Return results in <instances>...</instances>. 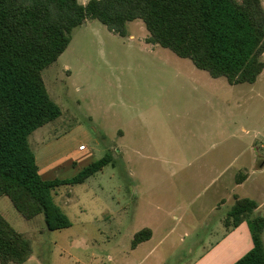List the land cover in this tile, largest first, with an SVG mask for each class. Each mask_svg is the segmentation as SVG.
<instances>
[{"label":"rangeland","instance_id":"1","mask_svg":"<svg viewBox=\"0 0 264 264\" xmlns=\"http://www.w3.org/2000/svg\"><path fill=\"white\" fill-rule=\"evenodd\" d=\"M127 31L121 37L88 22L42 73L61 116L29 137L41 178L72 179L106 155L112 162L53 193L68 229L50 231L43 215L26 220L0 198L1 215L32 243L25 264H196L216 250L221 258L230 244L219 246L234 231L224 223L235 160L249 173L258 158L264 163V72L255 84L231 86L147 44L141 20ZM210 157H218L221 177L188 176ZM237 193L264 201V168ZM220 197L226 201L216 203ZM254 216L264 217V207ZM145 229L152 239L135 249L134 236ZM236 243L219 264L239 258L249 239Z\"/></svg>","mask_w":264,"mask_h":264},{"label":"trees","instance_id":"2","mask_svg":"<svg viewBox=\"0 0 264 264\" xmlns=\"http://www.w3.org/2000/svg\"><path fill=\"white\" fill-rule=\"evenodd\" d=\"M137 20L149 33L147 44L188 59L231 86L255 84L264 72L263 0H0V198H9L26 220L43 215L50 231L70 228L53 193L84 184L112 162L106 155L72 179L41 178L29 137L61 116L43 71L86 23L99 21L126 37L127 25ZM257 208L250 199H237L225 220L227 228L246 222L253 241L252 250L234 264H264V217L254 216ZM151 237V230H142L132 245ZM32 255L31 241L0 213V264H25Z\"/></svg>","mask_w":264,"mask_h":264},{"label":"crops","instance_id":"3","mask_svg":"<svg viewBox=\"0 0 264 264\" xmlns=\"http://www.w3.org/2000/svg\"><path fill=\"white\" fill-rule=\"evenodd\" d=\"M217 158L218 157H210V160H209L210 165H208L207 167H203V171L202 172H196V173H194V175H189V173H187L188 176L189 177L194 176V177H197L198 179H202L203 178V180L206 177H210L211 178V177L216 176V175H219L218 177H221L222 173L220 172V170L218 168H216V165L214 166L215 162L217 160H219ZM237 161H238V159L235 160V164H234V170L235 171H233V174L231 176V180L229 182V184H231V186L229 187V190H230V195L229 196H231V198H232V200L230 202L231 209L235 205L237 199H250V200L256 202L257 205H258V208L254 212V214L261 213V211L263 210V207H264V201H260L259 198H255L254 196H250V195H247V194L246 195L245 194H239L237 192L239 190H241L243 188V186L248 183V181H249L250 177L252 176V174H254L255 172L261 171V169L264 168V163L261 164V159L258 158V160L255 162V164L252 165V168H251L252 172L249 173L248 171L247 172L243 171V170H245L243 165L237 166L238 165ZM211 163H213V164H211ZM190 166L191 165L189 164L188 167H190ZM215 180H216V178H215ZM232 186H233V188H232ZM226 190H228V188ZM224 201H226V199L224 200L223 198L220 197L219 200L216 201V203H219V202L224 203ZM152 236H153V233H152ZM244 237L249 239V243H248L249 245H248V247H246V250L244 252H242L243 254L239 258L232 259L228 263V264H234L239 259H241L243 256H245L253 248V241H252L251 233L249 231V228H248V225H247L246 222H243L238 227L234 228L233 233H231L227 238L224 239L225 243H221L219 245L220 248H222L224 245H227V243L230 242L228 247L222 249V252H221L222 257L221 258L216 257L217 254H219V253H217V254L215 253L217 251L216 250L213 253L215 255V257L212 256L213 254L212 255L209 254L207 257L202 258L196 264H204L211 257L214 258V261H213L212 264H219L222 260H225L227 258L231 259V255L236 252L237 247H238L236 241L239 238L244 239ZM151 239H152V237H151ZM151 239L146 241V242H143V243H147V242L151 241ZM232 240H233V242L231 243ZM143 243L139 244L137 247H139ZM155 249H156V247L154 248V250Z\"/></svg>","mask_w":264,"mask_h":264}]
</instances>
